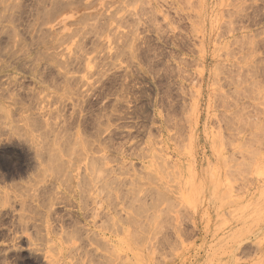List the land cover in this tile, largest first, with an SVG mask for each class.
Returning a JSON list of instances; mask_svg holds the SVG:
<instances>
[{
    "label": "rangeland",
    "instance_id": "374dc122",
    "mask_svg": "<svg viewBox=\"0 0 264 264\" xmlns=\"http://www.w3.org/2000/svg\"><path fill=\"white\" fill-rule=\"evenodd\" d=\"M43 1L0 0V264H264V0Z\"/></svg>",
    "mask_w": 264,
    "mask_h": 264
},
{
    "label": "bare ground",
    "instance_id": "6f19581e",
    "mask_svg": "<svg viewBox=\"0 0 264 264\" xmlns=\"http://www.w3.org/2000/svg\"><path fill=\"white\" fill-rule=\"evenodd\" d=\"M40 1V0H39ZM45 1V0H44ZM43 1V2H44ZM61 1V0H60ZM16 2V1H15ZM47 2V1H46ZM45 2V3H46ZM51 2H52V5L54 4V6H53V8L55 7V4L56 3H58L59 1H57V0H51ZM70 2V1H69ZM37 3H41V2H37ZM49 3H50V1H49ZM63 3V2H62ZM44 3H42V5H43ZM64 4H65V1H64ZM72 4V3H71ZM37 5V4H36ZM59 5V4H58ZM66 5H68V4H66ZM38 6V5H37ZM37 6H36V8H37ZM46 6V5H45ZM48 6V5H47ZM50 6H51V4H50ZM57 6V5H56ZM65 7V5H62V7ZM33 7V6H32ZM41 7V6H40ZM44 7V6H43ZM16 8V7H15ZM42 8V7H41ZM35 9V8H34ZM48 9V8H47ZM47 9H46V13H47ZM51 9V8H50ZM58 9V8H57ZM60 9V8H59ZM58 9V10H59ZM36 10V9H35ZM42 10H43V8H42ZM42 10H41V12H42ZM23 12V11H22ZM49 12V11H48ZM36 13H37V10H36ZM40 13V12H39ZM38 13V14H39ZM33 14V13H32ZM50 13H47V15H49ZM53 14V13H52ZM21 15V14H20ZM22 16V15H21ZM20 16V17H21ZM32 17V16H31ZM34 17V16H33ZM35 19V18H34ZM38 19V18H37ZM33 20V19H32ZM39 20V19H38ZM35 21V20H34ZM33 22V21H32ZM36 24V23H35ZM31 25V24H30ZM13 27V26H12ZM15 28V27H14ZM5 29V28H4ZM14 31V30H13ZM6 31H4V33H5ZM11 32V31H10ZM29 32V31H28ZM1 33V32H0ZM8 33V32H7ZM15 34H17V33H15ZM19 35V34H18ZM6 36V35H5ZM11 36V35H10ZM16 36V35H15ZM11 42H12V40H11ZM14 44H19V43H21V42H19V43H15V42H13ZM22 44H24V43H22ZM25 45V44H24ZM24 45H23V47H24ZM23 47H21V48H23ZM2 48V47H1ZM19 48V47H18ZM17 48V49H18ZM21 48H19V49H21ZM0 51H2L1 49H0ZM21 51V50H20ZM25 53V52H24ZM2 57V56H1ZM1 59V58H0ZM28 117V116H27ZM38 119V118H37ZM38 121V120H37ZM41 122V121H40ZM29 123V122H28ZM34 123V122H33ZM32 124V123H31ZM36 124V123H35ZM42 124V123H41ZM40 125V124H39ZM17 126V125H16ZM19 126V125H18ZM34 127H35V125H34ZM47 127V126H46ZM51 128V127H50ZM17 129V128H16ZM39 129H41V128H39ZM48 129V128H47ZM13 130V129H12ZM38 130V129H37ZM26 132H25V135L28 133V131L27 130H25ZM41 131V130H40ZM44 131H47L46 129H44ZM48 131H50V130H48ZM14 132V131H13ZM18 133H21V134H23L22 132H19L18 131ZM43 133V132H42ZM29 134V133H28ZM24 135V138L26 137ZM28 136V135H27ZM45 136V135H44ZM29 137V136H28ZM47 137V136H46ZM27 138V137H26ZM31 138V137H30ZM17 140H19V139H17ZM31 140L32 139H30V142L29 143H31L32 144V142H31ZM33 141V144H34V140H32ZM45 145V144H44ZM39 147H40V145H38ZM73 146V145H72ZM75 146V145H74ZM79 146V145H78ZM26 147H30L29 149H27L28 151H30V149L33 147L32 145H30V146H26ZM41 147H42V145H41ZM47 148H49V147H47ZM74 148V147H73ZM72 148V149H73ZM75 148L77 149V147L75 146ZM80 148V147H79ZM87 148V147H86ZM85 147L83 148V149H77L78 151H75V149L74 150H72V149H70V148H68L69 150H66L67 152H69L70 153V155H74L73 156V162L74 163H72L71 165H68V168L67 167H65V163L62 161V159H61V157H62V152H61V150H59L57 153H55V151L57 150H54L53 152L55 153H53L52 152V150L53 149H55V148H51V154H54V155H52L51 157V159L49 160L50 161V163H48V165L50 164V166L53 168H58V169H60V167L61 166H64L63 167V169L64 168H67V169H69V170H67V172H65V181H70V183L72 182V176L71 175H73L72 174V172H73V170H74V166H75V164H76V169L75 170H77L78 169V164L77 163H79V161H81V158L82 157H84V159L86 158H88V154L90 153H88V150L86 149ZM37 149H40V148H37ZM36 148H34L33 149V151L32 152H34L33 154V159L35 160V162L39 165V166H41V164H42V162H44L48 157H49V154H50V152H49V150H50V148H49V150H48V154L46 153L47 152V150L44 152L43 150L44 149H42V150H40L41 152L43 151V153H46L47 155H45V156H47V158L45 159V158H42V156H44L43 154H41V152H39L38 150H37ZM67 149V148H66ZM92 149V148H91ZM35 150V151H34ZM72 150V151H71ZM80 150V151H79ZM87 150V151H86ZM93 151V150H92ZM60 152V153H59ZM64 154H65V152H64ZM2 155V154H1ZM42 155V156H41ZM3 156V155H2ZM31 156V155H30ZM78 156H81V158L80 157H78ZM50 158V157H49ZM48 161V162H49ZM34 162V163H35ZM46 162H47V160H46ZM43 166V165H42ZM49 166V167H50ZM55 166H57V167H55ZM47 167V166H46ZM51 167H50V169H51ZM72 167V168H71ZM53 168V169H54ZM84 170H85V166H83L82 167ZM40 170H41V168H40ZM75 178V177H74ZM68 181V182H69ZM75 182V183H74ZM93 180H92V178L90 177V175L88 174V173H86V171L85 172H83L82 171V173L80 174V178L77 180L76 179V181H73L72 183H73V185L72 184H69V183H65L67 186H71V188H70V190H71V192L74 194V195H76L78 198H80V199H82L83 198V204H82V209H86L87 207H88V204H92L93 203V201L95 200L93 197H89V198H87L86 196H89L87 193H86V191H88V187L89 186H91V187H93L92 185H93ZM92 184V185H91ZM87 189V190H86ZM90 190V189H89ZM68 191V190H67ZM89 192V191H88ZM71 195V194H70ZM92 195V194H91ZM91 200V201H90ZM94 202H96V200L94 201ZM94 204V203H93ZM79 206V205H78ZM76 232V231H75ZM77 234V233H76ZM89 236H87V238H88ZM86 252V251H85ZM88 254V253H87ZM91 255V254H90ZM31 256V255H30ZM103 257V256H102ZM101 258V257H100ZM104 258H107L106 260H107V264H109V262H110V259H112V258H110V257H104ZM103 258V259H104ZM110 258V259H109ZM36 259V258H35ZM101 260V259H100ZM99 260V261H100ZM106 260H104V262L106 261ZM27 262V261H26ZM101 263L100 264H102V262L103 261H100ZM106 263V262H105ZM105 263H103V264H105ZM23 264H30V263H23ZM34 264V263H33Z\"/></svg>",
    "mask_w": 264,
    "mask_h": 264
}]
</instances>
